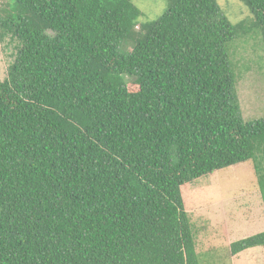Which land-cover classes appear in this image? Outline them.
<instances>
[{"label": "trees", "instance_id": "obj_1", "mask_svg": "<svg viewBox=\"0 0 264 264\" xmlns=\"http://www.w3.org/2000/svg\"><path fill=\"white\" fill-rule=\"evenodd\" d=\"M240 2L232 25L216 0L148 22L129 0H7L0 264H201L183 188L248 162L264 208V118H242L232 66L251 22L264 57V0Z\"/></svg>", "mask_w": 264, "mask_h": 264}, {"label": "rangeland", "instance_id": "obj_2", "mask_svg": "<svg viewBox=\"0 0 264 264\" xmlns=\"http://www.w3.org/2000/svg\"><path fill=\"white\" fill-rule=\"evenodd\" d=\"M129 1L140 11L139 20L142 22L155 21L173 2ZM6 2L0 0V10L5 8ZM216 2L232 25L253 21L251 13L240 0ZM248 26L251 30L245 35L239 34L238 50L232 58V66L237 75L236 93L241 116L245 121L264 118L262 43L253 22ZM138 29L136 27V31ZM16 45L17 41L7 38L0 42L1 81L6 78L8 67L14 61ZM127 88L129 92L138 91L132 80L128 81ZM253 175V166L248 162L220 170L183 188L184 209L201 264H264V247L249 249L235 257L228 252L230 243L264 231V208Z\"/></svg>", "mask_w": 264, "mask_h": 264}, {"label": "crops", "instance_id": "obj_3", "mask_svg": "<svg viewBox=\"0 0 264 264\" xmlns=\"http://www.w3.org/2000/svg\"><path fill=\"white\" fill-rule=\"evenodd\" d=\"M255 233H253V235H254Z\"/></svg>", "mask_w": 264, "mask_h": 264}]
</instances>
